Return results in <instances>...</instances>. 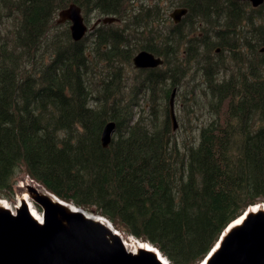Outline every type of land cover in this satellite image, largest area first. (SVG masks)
I'll use <instances>...</instances> for the list:
<instances>
[{
	"label": "trees",
	"instance_id": "obj_1",
	"mask_svg": "<svg viewBox=\"0 0 264 264\" xmlns=\"http://www.w3.org/2000/svg\"><path fill=\"white\" fill-rule=\"evenodd\" d=\"M71 2L123 24L74 42L55 24ZM179 5L189 12L174 24L148 0H0V196L25 171L173 264L201 262L264 202V4ZM140 49L164 64L135 70ZM176 87L182 141L167 110Z\"/></svg>",
	"mask_w": 264,
	"mask_h": 264
},
{
	"label": "water",
	"instance_id": "obj_2",
	"mask_svg": "<svg viewBox=\"0 0 264 264\" xmlns=\"http://www.w3.org/2000/svg\"><path fill=\"white\" fill-rule=\"evenodd\" d=\"M238 1H249L254 7L264 4V0ZM184 13L186 9H177L171 15L177 20V16ZM60 16L59 21L71 18L73 37L76 40L82 38L87 27L83 23L80 8L71 5L68 9L61 11ZM261 51H264V47ZM134 61L138 67L156 66L163 62L146 51L139 53ZM173 119L175 121L174 116ZM108 125L103 132L104 146L109 145L111 134L116 126L115 123ZM25 193L42 206L44 222L34 215L23 196L20 205L16 208V213L9 207L0 205V211L4 212V214L0 212V264H165L154 250L139 247L137 252L128 251L117 232L107 225L110 223L105 217L89 214L82 208L68 205L47 189L41 190L40 187L32 184H26L22 194ZM52 207L61 210L62 215H57L51 221L49 210ZM247 210L249 212L245 217L242 215L233 221L234 224L231 223L228 229H225L223 237L221 236L222 240L220 237V243L214 246V248L217 245L218 247L213 248L214 251L212 252L213 249L210 251L212 252L210 257H208L209 253L201 264L206 259L204 264H264V203L255 207L251 206ZM24 219H31L34 224L25 226ZM8 221L16 224V228H19L24 235L30 236L39 245L48 238L54 243L38 255L39 260L29 263L25 257L15 253L12 245L5 242L7 230L10 229L7 226L12 224ZM17 247L20 250L25 249L21 243H18Z\"/></svg>",
	"mask_w": 264,
	"mask_h": 264
},
{
	"label": "bare ground",
	"instance_id": "obj_3",
	"mask_svg": "<svg viewBox=\"0 0 264 264\" xmlns=\"http://www.w3.org/2000/svg\"><path fill=\"white\" fill-rule=\"evenodd\" d=\"M181 22V21H180ZM179 22V23H180ZM178 23V24H179ZM93 31V30H92ZM163 65V64H162ZM159 66H161V65H156V66H147V67H144V68H142V69H156V68H158ZM180 107V106H179ZM179 119V118H178ZM116 127H117V125L115 126V129H114V134H115V131H116ZM104 146V145H103ZM109 145H107V146H104V147H108ZM27 182H29V183H32V184H34L36 187H38L39 186V184L38 183H36V182H32L31 180H30V178H27ZM44 188L43 187H41V190H43ZM24 198L25 199H27V201L29 202V204H31V206H32V203H31V201H30V199H28L27 198V194H25L24 195ZM8 204V202L6 201V200H4V199H0V205H4L5 207H9V208H12V210L13 211H15V208H13V207H10L9 205H7ZM35 211V210H34ZM0 212H2L3 214H4V212L3 211H0ZM37 214H40V213H38V212H36ZM23 218H26V217H23ZM62 221H63V218H60ZM56 220H57V218H56ZM18 221V220H17ZM9 223H11L12 221H8ZM16 223V222H15ZM20 223H22V221H20ZM31 224H34V222H33V220H31V219H24L23 220V225H25V226H30ZM16 224H14L13 222H12V224L11 225H9V226H7V228H10V229H8L7 230V233H6V239H5V242L7 241V244H10V245H12V247H13V249H14V251H15V253L17 254V255H20V256H23V257H25L27 260H29V263L30 262H34V261H36V260H39L40 258L38 257V255H40V254H42L44 251H46L53 243H54V241H52L51 239H47V240H45L44 242H43V244L41 245H39V244H37V243H35L33 240H32V238L29 236H26V235H24L22 232H21V230L19 229V228H16ZM60 229V228H59ZM67 231V230H66ZM83 231V230H82ZM87 232V231H86ZM65 233V232H64ZM66 234H67V232H66ZM30 235V234H29ZM92 235V234H91ZM103 235V234H102ZM101 235V236H102ZM98 236V235H97ZM100 236V237H101ZM18 243H21V244H23L24 246H25V249H23V250H20V249H18V247H17V244ZM126 244L128 245V247H130V248H134L135 246L136 247H139L141 244H139V242L138 241H136V239L134 238V237H130L129 239H127L126 238ZM143 246L145 247V245L143 244Z\"/></svg>",
	"mask_w": 264,
	"mask_h": 264
},
{
	"label": "rangeland",
	"instance_id": "obj_4",
	"mask_svg": "<svg viewBox=\"0 0 264 264\" xmlns=\"http://www.w3.org/2000/svg\"><path fill=\"white\" fill-rule=\"evenodd\" d=\"M90 3V2H88ZM174 8L176 7H170L168 9V13H170ZM163 9V8H162ZM164 10V9H163ZM142 108H143V105H142ZM198 112H199V118L196 119V123L198 125H201L204 121V118L206 116V110L204 107H201L198 109ZM177 137L182 141V139L185 138V134L182 133L181 131H178L177 133ZM28 176H27V173L25 171H20L17 176H16V183L14 184V187H13V192L9 193V195H6V196H1L4 198V200L6 199V201L8 202V204L12 207H15V205L17 204L18 202V196L20 194V189H19V182L20 181H25V179H27ZM21 183V182H20ZM3 198H0V199H3ZM34 209L37 210L38 213L41 214V211L39 209H37V207L34 205ZM51 215V217H50ZM57 215H62V211L55 208V207H52L50 210H49V217L51 219V221L57 216ZM6 216V215H5ZM66 216V215H64ZM61 218V217H60ZM69 218V217H68ZM67 219V218H66ZM70 220V219H69ZM73 222V221H72Z\"/></svg>",
	"mask_w": 264,
	"mask_h": 264
}]
</instances>
